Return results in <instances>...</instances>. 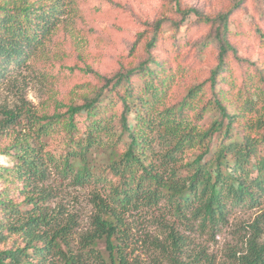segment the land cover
<instances>
[{"label": "trees", "instance_id": "trees-1", "mask_svg": "<svg viewBox=\"0 0 264 264\" xmlns=\"http://www.w3.org/2000/svg\"><path fill=\"white\" fill-rule=\"evenodd\" d=\"M60 6L57 0H0V77L9 65L30 60L51 34ZM177 11L183 16L172 23L177 29L194 15L213 31L190 48L199 55L216 52L208 77L188 84L178 101L172 86L185 70L169 62L188 40L176 38L173 57L157 58L164 21L158 20L151 36L136 42L145 59L99 77L102 85L80 104L56 106L52 114L26 111L24 132L0 150L13 161L0 165V264H129L122 221L128 212L162 203L176 218L217 233L231 209L264 207V69L246 70L236 86L228 68L237 36L230 14ZM5 114L9 123L16 120ZM52 171L71 185L102 191L95 193L92 229L77 252L68 244L71 221L61 222L43 206ZM262 222L264 214L249 226L252 235L233 264H264ZM177 241L172 235L171 264H183Z\"/></svg>", "mask_w": 264, "mask_h": 264}, {"label": "rangeland", "instance_id": "rangeland-1", "mask_svg": "<svg viewBox=\"0 0 264 264\" xmlns=\"http://www.w3.org/2000/svg\"><path fill=\"white\" fill-rule=\"evenodd\" d=\"M57 2L61 11L51 34L32 52L30 60L18 67L9 65L7 74L0 77V150L14 135L24 132L28 119L26 111L52 114L56 106L80 104L88 92L102 85L99 77L111 78L131 62L136 65L144 58L139 48L141 44L136 42L146 36L149 38L158 20L164 21L160 26L161 43L154 51L157 58L173 57L169 50L176 38L187 37L188 40L187 45L181 43L180 56L169 62L174 70L176 64L185 70L172 86L174 102L185 93L188 84L206 79L216 64V52L213 48L205 55H199L197 48L190 46L206 41L213 31L194 15L185 19L177 29L173 24L183 21L177 7L193 9L201 17L230 14L229 28L237 35L231 40L236 49L235 56L241 60L237 61L232 55L228 61L236 86L240 85L246 70L264 69V0ZM134 48L135 52L132 51ZM62 107L58 111L63 112L65 108ZM6 112L17 116L16 120L9 123ZM0 165L12 166V158L0 155ZM44 187L48 196L43 204L46 213L63 223L71 221L68 244L74 252L79 251L81 236L92 229L93 198L95 193L101 194L100 187L94 184L74 186L55 172ZM262 214L264 207L231 209L227 224L212 233L191 218H176L162 203L156 207H144L122 216L125 253L129 264H171L170 241L174 235L181 246L176 257L183 264H233L232 256L244 250L252 235L249 226ZM259 227L263 228L260 238L263 240L264 223ZM98 248L103 251V244Z\"/></svg>", "mask_w": 264, "mask_h": 264}]
</instances>
